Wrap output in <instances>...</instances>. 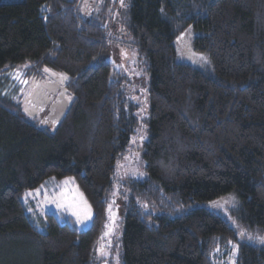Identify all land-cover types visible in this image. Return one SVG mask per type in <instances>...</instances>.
<instances>
[{"label":"trees","instance_id":"16d2710c","mask_svg":"<svg viewBox=\"0 0 264 264\" xmlns=\"http://www.w3.org/2000/svg\"><path fill=\"white\" fill-rule=\"evenodd\" d=\"M86 1L0 2V74L33 77L17 105L0 97V264H96L139 120L130 71L114 73L107 57L122 44L117 22L145 62L149 106L146 177L130 182L121 210L122 264H220L233 245L234 264H264V244L240 236L264 235V0ZM188 31L202 70L178 61ZM44 69L67 76L72 105L58 124L27 108L32 85L51 78ZM50 178L74 179L93 213L86 230L53 214L36 228L21 198ZM227 195L236 227L203 208ZM174 207L187 211L171 216Z\"/></svg>","mask_w":264,"mask_h":264},{"label":"rangeland","instance_id":"374dc122","mask_svg":"<svg viewBox=\"0 0 264 264\" xmlns=\"http://www.w3.org/2000/svg\"><path fill=\"white\" fill-rule=\"evenodd\" d=\"M7 1H18V0H0V2H7ZM94 0L86 1V9L92 8ZM127 0H123V5H125ZM120 8L121 0H119ZM118 9V8H117ZM116 9V10H117ZM118 13L117 17L120 18V11H116ZM115 21L117 22V18L115 16ZM116 29L113 32V39L122 43L117 45H112L108 50L107 57L109 59L110 65L112 70L116 74H123L124 71H130L132 75V82L125 85V90L127 93V98L131 101L132 104L138 107V115L139 120L136 125L135 131L131 136L130 141H134L129 144L130 154H126L122 159L117 163L123 165V167H117L118 174H119V184L120 187L117 189L112 196L109 198L108 207L106 210V222L105 225L108 227H113L112 215L114 214L115 217V227L113 228L110 235L105 236V232L107 231L106 227H104V231L98 240L93 260L96 264H122L121 254H122V233H123V224H122V217H121V210L123 207V203L126 197L130 194V182L131 181H142L145 179L144 177H134V176H125L126 172L131 173L134 169L145 173L144 171V162L141 159V152L143 148V144L148 139V101L145 95V83L147 82V73H146V66L145 62L142 59H139L129 47L125 44L127 39L124 38L123 30L118 25V22L115 24ZM193 34L191 31H188L181 39L176 42V50L178 55V61L189 64L196 69L202 70L206 63L203 61H199V55H196L192 51V40ZM25 69H21L14 72H3L0 74V97L6 98L11 102L15 103L16 105L21 102V100L29 94V86L32 82V76L27 75ZM19 76L20 79H16L15 77ZM22 80H26L27 83H22ZM143 90V91H142ZM146 101V104H145ZM143 112V115H141ZM141 125L144 126L146 130L143 134L146 135V140L141 143L139 140V136L142 134L140 132ZM139 157L137 159L136 157ZM125 157H128L126 160ZM121 177L123 179L121 180ZM68 178L57 180L55 178H50L46 180L42 185L44 187H39L36 190L26 192L22 198L21 202L26 209V213L32 218L33 222L36 225V228L39 230H43V226L41 225V221H44L46 215L53 214L55 215L56 219L59 222L67 221V223H72L78 230H86L92 222L93 213L90 206L87 203V209H90L91 217L84 221L83 224L76 223V217L72 215L73 210H77L81 212V219H83L84 214L86 212L84 204L80 203V195L81 191L78 189L74 179L72 178V182L68 184H64L63 182ZM37 190H39L37 192ZM63 192L64 198L61 202H67L68 204L72 205L71 207H63L58 208L56 203L51 202L53 196H57L59 198V194ZM27 193H32V195H26ZM75 200V204L73 201ZM83 200L86 199L83 196ZM87 202V201H86ZM144 204V203H143ZM147 205V204H146ZM140 206V203H139ZM142 211L143 213H152L160 215L159 209L156 210L154 207L147 205L145 208L142 204ZM237 207V199L234 195H227L222 197L218 201L209 204L208 206H203V208L207 209L208 211L216 214H220L225 218L231 220V224L235 226L234 221L231 219V212L235 210ZM32 209V211H29ZM110 209V211H109ZM191 207L189 208V210ZM175 213L170 214L171 216H178L183 211L178 207H174ZM70 220V221H69ZM103 237V239H101ZM109 242L111 246L109 247ZM97 247L103 248L104 252L107 255L101 256L96 252ZM232 248V247H231ZM230 256L221 259L219 262L220 264H229L231 261L234 264V258L236 253L233 255L232 250L229 253Z\"/></svg>","mask_w":264,"mask_h":264},{"label":"snow or ice","instance_id":"6c2138e0","mask_svg":"<svg viewBox=\"0 0 264 264\" xmlns=\"http://www.w3.org/2000/svg\"><path fill=\"white\" fill-rule=\"evenodd\" d=\"M121 6H122V7L124 6V5H123V0H121ZM178 39H179V38H178ZM198 60H199V61H203L204 63H207V58L204 57V56H202V55L198 57ZM44 71H45V72H48V71H50V70H49V69H44ZM60 76H61V78L64 79V80L67 79V76H66L65 74H60ZM15 78H16V79H20L19 76L15 77ZM21 82H22V83H25V84L27 83L26 80H22V79H21ZM142 91H143V90H142ZM145 104H146V101H145ZM141 115H143V112H141ZM145 131H146V130L144 129V126L141 125L140 132H141L142 134L139 136V140L141 141V143H143V142L146 140V138H147L146 135L143 134ZM132 142H134V141H130V143H132ZM136 158L139 159L138 156H137ZM125 159L127 160L128 157H125ZM117 167H118V168H119V167H123V165L118 164ZM129 175L134 176V177H144V176H145V173L140 172V171L134 169L131 173H129V172H126V173H125V176H129ZM122 179H123V177H121V180H122ZM70 182H72V178H68V179L65 180L63 183H64V184H68V183H70ZM41 187H44V185H42ZM38 191H39V190H37V192H38ZM114 194H115V193H114ZM26 195H32V193H27ZM79 195H80V203L84 204L85 209H86V212H85V214H84L83 219H81V212H80V211L73 210V211H72V215L76 217V223H77V224H83L85 220H87V219H89V218L91 217V212H90V209H87V202L83 200V194L81 193V194H79ZM63 198H64V193L61 192V193L59 194V198H58L57 196L54 195V196H53V199H52L51 202L56 203V206H57L58 208H63V207H66V206H67V207H71L72 205L68 204L66 201H65V202H61V201L63 200ZM75 203H76V202H75V200H74V201H73V204H75ZM144 207L147 208V205H144ZM29 211H32V209H29ZM109 211H110V209H109ZM111 218H112V221H113V227L110 228V227H108V225H105V227H106V229H107V231L105 232V236L110 235L111 232H112V230H113V228L115 227V217H114V214L112 215ZM240 236H241L242 238L245 237V236H247V239H248L249 241H256V242H258V243H260V244H264V235H261V236H253V235H251V234H249V233H247V232L241 230V231H240ZM101 239H103V237H101ZM231 243H232V242L229 241V244H231ZM108 246H109V247L111 246L110 242H109V245H108ZM217 251H218V249H217ZM237 251H238V249H237L236 245H233V246H232V253H233V255H234ZM96 252H97L98 254H100L101 256L107 255V253L104 252L103 248H101V247H97ZM229 264H232V262L230 261Z\"/></svg>","mask_w":264,"mask_h":264},{"label":"water","instance_id":"95a60500","mask_svg":"<svg viewBox=\"0 0 264 264\" xmlns=\"http://www.w3.org/2000/svg\"><path fill=\"white\" fill-rule=\"evenodd\" d=\"M46 75L52 78V80L55 83H50L48 87H45V89L48 91V93L55 94L57 89L56 86L62 85L66 80L62 79L59 76L53 75L51 72H47ZM55 88V90H54ZM71 100L66 97L65 89L63 88L54 102L49 107L48 113L44 117V120L51 124H58L64 120V118L67 116L70 108H71Z\"/></svg>","mask_w":264,"mask_h":264},{"label":"flooded vegetation","instance_id":"af4514ba","mask_svg":"<svg viewBox=\"0 0 264 264\" xmlns=\"http://www.w3.org/2000/svg\"><path fill=\"white\" fill-rule=\"evenodd\" d=\"M50 83L55 82L50 78L42 81L39 84L32 85L30 101L27 103V108L29 110L32 108V110L30 111L31 114L44 118L48 113L50 105L52 104V102H54L60 91L64 88V85H58L56 86V88L61 89H57L55 94L48 93L45 87H48Z\"/></svg>","mask_w":264,"mask_h":264}]
</instances>
